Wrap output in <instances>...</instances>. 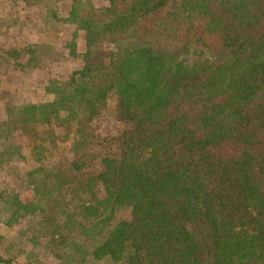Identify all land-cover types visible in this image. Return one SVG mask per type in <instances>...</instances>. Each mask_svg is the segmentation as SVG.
Masks as SVG:
<instances>
[{
    "label": "trees",
    "instance_id": "trees-1",
    "mask_svg": "<svg viewBox=\"0 0 264 264\" xmlns=\"http://www.w3.org/2000/svg\"><path fill=\"white\" fill-rule=\"evenodd\" d=\"M7 1L48 96L2 100L0 264H264V0Z\"/></svg>",
    "mask_w": 264,
    "mask_h": 264
},
{
    "label": "rangeland",
    "instance_id": "rangeland-1",
    "mask_svg": "<svg viewBox=\"0 0 264 264\" xmlns=\"http://www.w3.org/2000/svg\"><path fill=\"white\" fill-rule=\"evenodd\" d=\"M0 10H2V16L6 19L9 17H13L15 15L14 8H12L10 1L5 0L0 6ZM27 14L23 13L24 15H29L30 12H26ZM0 28H5L3 22H0ZM4 30V29H3ZM8 33L10 35L13 34L12 37L7 38L4 35L0 34V46L2 50L0 51V115H2V100L4 98H8L13 96L14 93H21L22 97H28L33 99H41L46 98L48 94L44 91V87L41 84V79H46L48 75L44 74L45 77L40 74L41 72L39 69H35L34 67H26L25 69L22 67L20 68L18 65L14 63V61H8L5 56L4 50L9 48H14L16 46H25V44L29 42H34L39 40L41 42L40 37H44L45 33H42L39 28H37V24L35 25L33 20L27 22L26 24H16L10 27ZM55 37L47 38L45 42L48 45L50 44L51 40H54ZM62 42V41H61ZM52 44V43H51ZM46 45V46H47ZM42 55L45 58L46 64H49L46 60H50L53 57H57V62L55 65H49L48 69H51L52 72L60 71L63 69L65 71L72 70L77 64L74 63L75 60L73 57L68 55V51L61 46L59 43L58 46H53L52 48H44L42 49ZM39 53V52H38ZM25 58L28 56L24 54ZM20 97L21 99H23ZM110 105H113V101H111ZM105 119L100 120L101 131L103 135L106 134H113L116 130V127L113 125V117L111 115V111L106 113ZM11 167H14L11 170ZM22 167L20 162H13L11 166H6L0 169V186L4 185L7 182H11L12 172L16 169ZM21 228V223L15 226L12 230L14 233L17 229ZM0 230L2 233L7 232V227L4 225L0 226ZM18 251V250H17ZM15 251L14 253H17ZM18 259L20 261H26V256L24 255L23 251L18 252ZM54 258L45 259V261L52 264L54 262ZM27 263V261H26Z\"/></svg>",
    "mask_w": 264,
    "mask_h": 264
}]
</instances>
